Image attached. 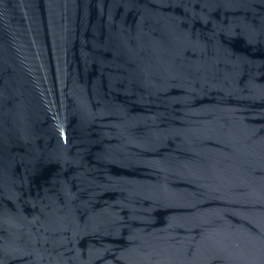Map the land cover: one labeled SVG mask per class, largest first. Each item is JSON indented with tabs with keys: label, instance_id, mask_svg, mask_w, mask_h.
<instances>
[{
	"label": "water",
	"instance_id": "95a60500",
	"mask_svg": "<svg viewBox=\"0 0 264 264\" xmlns=\"http://www.w3.org/2000/svg\"><path fill=\"white\" fill-rule=\"evenodd\" d=\"M0 264H264V0H0Z\"/></svg>",
	"mask_w": 264,
	"mask_h": 264
}]
</instances>
